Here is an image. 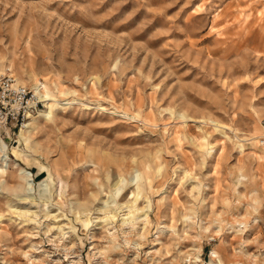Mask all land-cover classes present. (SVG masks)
Segmentation results:
<instances>
[{"label": "rangeland", "instance_id": "374dc122", "mask_svg": "<svg viewBox=\"0 0 264 264\" xmlns=\"http://www.w3.org/2000/svg\"><path fill=\"white\" fill-rule=\"evenodd\" d=\"M0 72V264H264V0H0Z\"/></svg>", "mask_w": 264, "mask_h": 264}, {"label": "built area", "instance_id": "2783aa9c", "mask_svg": "<svg viewBox=\"0 0 264 264\" xmlns=\"http://www.w3.org/2000/svg\"><path fill=\"white\" fill-rule=\"evenodd\" d=\"M41 103L34 92L16 84L11 74L6 72L0 75V123L4 126H22ZM260 125L264 130V119ZM263 145L264 139H260L259 146Z\"/></svg>", "mask_w": 264, "mask_h": 264}, {"label": "bare ground", "instance_id": "6f19581e", "mask_svg": "<svg viewBox=\"0 0 264 264\" xmlns=\"http://www.w3.org/2000/svg\"><path fill=\"white\" fill-rule=\"evenodd\" d=\"M3 72H0V74H3ZM33 90H34L35 95L37 96L38 99L40 98L44 102H46V105H48V107H49V112H51V110L58 105L57 101L53 97H51V95L48 92H46L42 88H40L39 84L34 86ZM28 117H30V116H28ZM261 139H264V136ZM24 174H25V176H27V178L30 177V174L28 172H26V173L24 172ZM29 182H30V180H29Z\"/></svg>", "mask_w": 264, "mask_h": 264}]
</instances>
